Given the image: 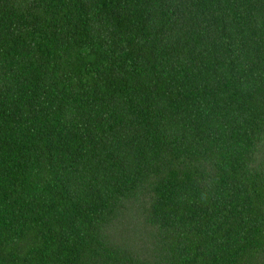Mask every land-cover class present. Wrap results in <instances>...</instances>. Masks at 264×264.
Listing matches in <instances>:
<instances>
[{
	"label": "trees",
	"instance_id": "16d2710c",
	"mask_svg": "<svg viewBox=\"0 0 264 264\" xmlns=\"http://www.w3.org/2000/svg\"><path fill=\"white\" fill-rule=\"evenodd\" d=\"M0 264H264V0H0Z\"/></svg>",
	"mask_w": 264,
	"mask_h": 264
}]
</instances>
